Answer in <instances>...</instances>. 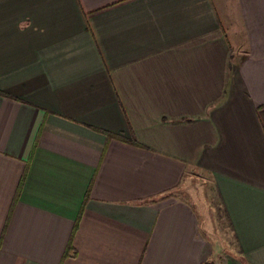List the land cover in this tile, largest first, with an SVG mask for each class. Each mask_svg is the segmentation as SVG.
Masks as SVG:
<instances>
[{
  "label": "crops",
  "instance_id": "crops-1",
  "mask_svg": "<svg viewBox=\"0 0 264 264\" xmlns=\"http://www.w3.org/2000/svg\"><path fill=\"white\" fill-rule=\"evenodd\" d=\"M0 264H264V0H0Z\"/></svg>",
  "mask_w": 264,
  "mask_h": 264
},
{
  "label": "rangeland",
  "instance_id": "rangeland-1",
  "mask_svg": "<svg viewBox=\"0 0 264 264\" xmlns=\"http://www.w3.org/2000/svg\"><path fill=\"white\" fill-rule=\"evenodd\" d=\"M195 183H199V185H200L199 180H196ZM218 221H219V218H218ZM222 222H223V219L221 222L219 221V223L216 222L215 226L218 228V230H217L218 234H219V232H222V234L225 232V228H224V225ZM227 234H228V231H227Z\"/></svg>",
  "mask_w": 264,
  "mask_h": 264
}]
</instances>
